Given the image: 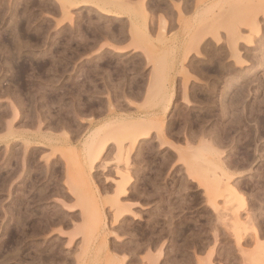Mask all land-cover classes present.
<instances>
[{"label":"rangeland","instance_id":"1","mask_svg":"<svg viewBox=\"0 0 264 264\" xmlns=\"http://www.w3.org/2000/svg\"><path fill=\"white\" fill-rule=\"evenodd\" d=\"M122 1L0 0V264H264V0Z\"/></svg>","mask_w":264,"mask_h":264},{"label":"bare ground","instance_id":"2","mask_svg":"<svg viewBox=\"0 0 264 264\" xmlns=\"http://www.w3.org/2000/svg\"><path fill=\"white\" fill-rule=\"evenodd\" d=\"M110 3H112V4H115V5H117V6H119V4H121L122 5V3H123V1L122 0H110ZM20 75V74H19ZM170 101H171V98H170ZM152 135V133H151V131H150V129L149 130H147V131H145V132H141V133H139V137L138 138H136L135 140H134V142L135 141H140V140H143V139H145V138H148V137H150ZM164 136V135H163ZM163 136H161L163 139H165V136L163 137ZM160 139V138H159ZM163 142H165V141H163ZM140 143V142H139ZM167 143V142H166ZM205 143V142H204ZM192 147L191 146H188L186 149H187V152H188V154H190L191 155V157L192 158H190V160L192 159V161H193V163L191 164V166H190V168H189V172H187V170H186V172L187 173H189L190 175H194L193 177H194V180L192 179V181H194V183L196 182V183H199L200 185H202V186H204L205 187V192H207V195H208V201L211 203V205H212V207H213V209H214V211H213V213L215 212L216 213V216H217V218H218V220H219V222H221L222 223V227H224V226H226V228H227V226H228V222L226 221V218H225V214L223 213V210H222V208H220L219 206H218V203L216 202V197L215 196H221V194H218V195H215V192H224V191H229L230 192V194H232L233 195V197H236L237 198V200L239 201V205H241V207L245 204V202H246V199H245V197L244 196H242V195H240L239 193H237V191L233 188V187H230V182L229 183H227L226 181H225V179H230L229 178V176L227 177V168H226V165H225V162H224V160H222L221 159V157L219 156V153H221V152H217V150H216V156L214 157L212 154V156L210 155V156H208V154H210L211 152H214L215 151V149L214 148H212V147H210L209 145H206V144H204V145H202V146H200V147H197V148H195V147H193L192 149H191ZM186 149H182V150H180V151H186ZM208 150H210L209 152H208ZM178 154H179V152H178ZM180 154H183V153H181L180 152ZM186 155H187V153H185ZM185 154H183V155H185ZM185 155V158H188V156H186ZM215 155V154H214ZM180 156V155H179ZM182 156V155H181ZM249 157V156H248ZM183 158V157H182ZM250 158V157H249ZM181 159V158H180ZM184 159V158H183ZM183 159H182V161H183ZM191 161V162H192ZM185 162H186V160H185ZM191 162H188V164L189 163H191ZM187 164V163H186ZM186 168V167H185ZM200 172H202V175H205L206 176V178H204L203 180H201V179H199V177L197 176L198 174ZM198 173V174H197ZM230 174V173H229ZM201 175V174H200ZM226 175V178L224 177ZM225 178V179H224ZM197 185V184H196ZM187 187V186H186ZM226 192V193H227ZM224 194H225V192H224ZM225 197V196H224ZM218 198V197H217ZM201 199V198H200ZM205 199V198H204ZM240 207V206H239ZM206 211H208L207 209H206ZM212 214V213H211ZM210 214V215H211ZM189 215V214H188ZM186 216V215H185ZM214 216V215H213ZM191 218H193L192 216H190ZM185 218H187V216L185 217ZM184 218V219H185ZM181 220H182V217L180 218ZM188 219V218H187ZM190 219V218H189ZM194 220V219H193ZM196 220V219H195ZM217 220V221H218ZM183 221H186V220H183ZM182 223V222H181ZM185 223V222H184ZM221 223H219V224H221ZM180 224V223H179ZM190 224V223H189ZM188 224V225H189ZM181 225H183V224H181ZM187 225V224H186ZM239 225H242V223L241 222H239V220H238V217L236 218V226L237 227H239ZM183 227V226H182ZM190 228L191 227H187V226H185L182 230H181V233H185L186 232V230L187 229H189L190 230ZM195 229V228H194ZM194 229H191V231L192 230H194ZM225 229V228H224ZM221 230V229H220ZM238 231H239V229H238ZM180 232V231H179ZM201 232V231H200ZM196 234V233H195ZM181 235H183V234H181ZM248 235V234H247ZM238 236H239V238H241V237H244V233H240V234H238ZM190 237H192V236H190ZM194 238V237H193ZM197 238V237H196ZM186 239V238H185ZM188 239H189V237H188ZM187 239V240H188ZM190 241V240H189ZM191 243H192V241H191ZM189 244V243H188ZM184 246V245H183ZM191 246V245H190ZM262 247L264 248V244H262Z\"/></svg>","mask_w":264,"mask_h":264},{"label":"crops","instance_id":"3","mask_svg":"<svg viewBox=\"0 0 264 264\" xmlns=\"http://www.w3.org/2000/svg\"><path fill=\"white\" fill-rule=\"evenodd\" d=\"M112 41H113V44L117 46L115 50L116 52L126 53V52L133 51L135 49L130 45L129 40L122 41L118 37H115L112 39Z\"/></svg>","mask_w":264,"mask_h":264}]
</instances>
